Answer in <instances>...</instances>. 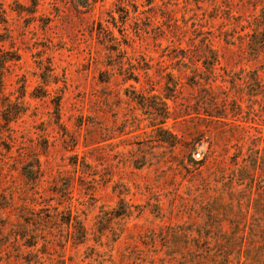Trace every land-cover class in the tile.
<instances>
[{
	"label": "rangeland",
	"instance_id": "rangeland-1",
	"mask_svg": "<svg viewBox=\"0 0 264 264\" xmlns=\"http://www.w3.org/2000/svg\"><path fill=\"white\" fill-rule=\"evenodd\" d=\"M0 80V264H264V0H0Z\"/></svg>",
	"mask_w": 264,
	"mask_h": 264
},
{
	"label": "trees",
	"instance_id": "trees-1",
	"mask_svg": "<svg viewBox=\"0 0 264 264\" xmlns=\"http://www.w3.org/2000/svg\"><path fill=\"white\" fill-rule=\"evenodd\" d=\"M94 1H95V0H94ZM0 83H1V80H0ZM163 133H165V132H163ZM166 134H167V133H166ZM169 134H170V133H169ZM162 138H163L164 141H168L167 137H163V136H162ZM120 214H121V213H120Z\"/></svg>",
	"mask_w": 264,
	"mask_h": 264
}]
</instances>
